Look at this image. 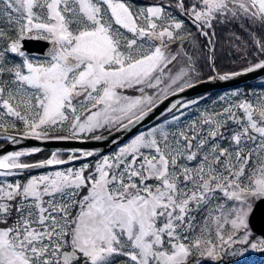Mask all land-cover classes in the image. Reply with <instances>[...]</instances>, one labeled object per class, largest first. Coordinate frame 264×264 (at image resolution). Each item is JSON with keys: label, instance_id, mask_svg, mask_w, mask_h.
I'll list each match as a JSON object with an SVG mask.
<instances>
[{"label": "snow or ice", "instance_id": "1", "mask_svg": "<svg viewBox=\"0 0 264 264\" xmlns=\"http://www.w3.org/2000/svg\"><path fill=\"white\" fill-rule=\"evenodd\" d=\"M189 25L207 39L208 81L264 71V0H0V141L132 131L205 82L185 48L195 45ZM218 26L235 29L239 70L217 71ZM32 40L50 45L45 56L28 53ZM190 103L173 102L170 119L95 162L91 150L0 152V264H223L249 247L264 253L249 227L264 202V95L182 123Z\"/></svg>", "mask_w": 264, "mask_h": 264}, {"label": "water", "instance_id": "2", "mask_svg": "<svg viewBox=\"0 0 264 264\" xmlns=\"http://www.w3.org/2000/svg\"><path fill=\"white\" fill-rule=\"evenodd\" d=\"M25 47L30 55H41L45 56L47 54L50 45L46 41L42 40H32L25 41ZM264 78V71H259L256 73H250L234 79L227 81H208L204 80V83L198 84L196 87L187 89L183 93H179L176 96H169L168 99L164 100L163 103L154 110L141 124L137 125L130 132H111L109 134L103 135L105 139L96 141L93 139H87L86 142H80L78 140H69V141H54V142H42L36 140H22L20 144L13 145L10 142H6V145L3 149H0V152L3 151H13L23 148L39 147L42 153H51L53 150L59 149L65 155H67L71 150H91L96 152L95 157L102 155H108L113 153L118 146L128 143L131 138L140 132H144L146 129L160 121L166 114L169 112L166 111L171 104L177 100L182 103L188 102L192 99L204 96L207 94H212L216 92H221L225 90H230L238 87L245 86L250 83H254ZM115 141V143H113ZM80 162V161H77ZM76 162V163H77ZM69 166V165H65ZM64 166V167H65ZM45 170V169H39ZM38 171V170H36ZM249 226L251 231L264 238V202H258L254 208V213L249 219Z\"/></svg>", "mask_w": 264, "mask_h": 264}, {"label": "trees", "instance_id": "3", "mask_svg": "<svg viewBox=\"0 0 264 264\" xmlns=\"http://www.w3.org/2000/svg\"><path fill=\"white\" fill-rule=\"evenodd\" d=\"M135 3H139V4H143V3H147L150 2V0H134ZM190 28V30L193 33V36L196 38L195 41L196 42V46H193V51H196V55H197V62L199 67L201 68V72H202V77L204 80L208 79L209 75H213L214 73L212 72V69L209 67L208 65V61H207V57L205 55V53L207 52V39L205 37H203L204 42L202 41V37H200L198 35V32L191 26H188ZM229 31H235V29H230L228 31L223 29V26H218L217 28V36H216V41H217V52H216V67H217V71H219L221 74H223L224 72H230V71H234V70H239L242 65L238 62H234L235 61V50L231 49L232 54H229L230 52V45L228 43V34ZM254 87L253 85H248L245 88H252ZM219 95L218 93L215 94H211L208 97H215ZM210 102L206 101L204 103H202L201 105H206L208 106ZM205 107V106H204ZM200 108V107H198ZM198 112V110H196V113ZM167 119V118H165ZM165 119H163L162 121H160L158 124H160L161 122H163ZM109 131L106 130V132H103V134L108 133ZM1 144V142H0ZM49 154H39L36 155L34 157H32L31 159L33 160H42L48 157ZM98 158L93 159L92 161H95ZM80 163H77L75 166L79 165Z\"/></svg>", "mask_w": 264, "mask_h": 264}, {"label": "rangeland", "instance_id": "4", "mask_svg": "<svg viewBox=\"0 0 264 264\" xmlns=\"http://www.w3.org/2000/svg\"><path fill=\"white\" fill-rule=\"evenodd\" d=\"M203 37V36H202ZM196 42L195 41V45H191L186 43L185 44V48L191 53L193 52V46H196ZM175 47V46H173ZM235 54V53H234ZM236 55V54H235ZM129 94H133L131 91ZM138 94V93H135ZM241 93L233 91L230 92L229 94L224 96V100L226 101H231L233 99H235L236 97H239ZM197 103H190V107L183 109L184 111V116L182 117V119L185 118H189V116L191 117V115H194L196 113V109L197 106H202L201 104L204 102L201 101H196ZM202 112V111H201ZM171 118V117H170ZM168 118V119H170ZM103 132H106V130H103ZM100 134V133H97ZM95 162V161H93ZM76 167H79V165H77ZM253 240H258L261 239V237H258L256 235H254L252 233V237ZM237 248L243 247V246H236ZM225 263H229V264H264V253L261 252H257V251H253L250 249V247L244 252V254L241 255H236V256H232V255H226L224 257L223 260V264Z\"/></svg>", "mask_w": 264, "mask_h": 264}, {"label": "flooded vegetation", "instance_id": "5", "mask_svg": "<svg viewBox=\"0 0 264 264\" xmlns=\"http://www.w3.org/2000/svg\"><path fill=\"white\" fill-rule=\"evenodd\" d=\"M254 87L252 88H240V89H236V90H231V91H228V92H225V93H221L215 97H202V98H199L197 100H194V101H201V102H206V101H209L210 103L208 104V106L206 105H202V106H205L207 107L206 108H198L200 106H197V109L198 112L195 113L194 115H191V117L189 116V118H183L182 119V123H188L190 120H196L199 113L201 111H204V110H218L219 108H221L224 104H225V100H224V96L229 94L230 92H233V91H236V92H239L241 93L239 97H236L235 99H243L244 96H247L249 99H253L254 95H264V79L263 80H260L258 81L257 83L253 84ZM233 99V100H235Z\"/></svg>", "mask_w": 264, "mask_h": 264}]
</instances>
